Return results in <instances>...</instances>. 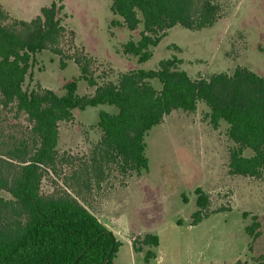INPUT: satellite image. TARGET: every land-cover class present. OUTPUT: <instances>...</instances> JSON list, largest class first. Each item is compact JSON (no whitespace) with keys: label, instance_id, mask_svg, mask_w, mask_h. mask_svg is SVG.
Returning <instances> with one entry per match:
<instances>
[{"label":"trees","instance_id":"obj_1","mask_svg":"<svg viewBox=\"0 0 264 264\" xmlns=\"http://www.w3.org/2000/svg\"><path fill=\"white\" fill-rule=\"evenodd\" d=\"M110 11L129 31L142 26L137 41L129 40L121 53L136 58L138 64L152 57L167 32L175 26L189 31L212 27L222 17L217 0H109ZM64 5L53 0L41 7L29 21L11 18L0 4V264H113L121 243L77 199L66 192L43 196L41 182L46 172H55L59 162L70 160L57 150L59 124L71 122L73 110L99 105L114 106L116 114L98 113L99 140L78 169L66 180L89 187L91 178L100 182L106 170L124 179L148 171L145 137L153 127L174 111L193 113L198 103L208 108L209 123L227 125L232 143L228 173L260 179L264 172V79L246 67L232 74L215 73L206 79H192L180 68L175 56L162 59L153 70L121 72L116 80H105L91 71L96 60L76 47L74 32L62 24ZM48 50L59 58V67L72 61L91 94H76L77 80L63 84L64 94L37 86L24 88L31 78L36 54ZM156 80V90L151 81ZM5 113L4 115L2 113ZM25 117L28 128L1 123L5 116ZM14 133L16 136H14ZM249 150L250 156L244 152ZM72 164V163H71ZM72 189V185H68ZM192 214V225L202 220L209 199L200 188ZM245 217L246 214H243ZM260 224L257 217L245 227L255 240ZM264 239V236H263ZM135 240L134 252H140ZM141 245L156 248L159 239L146 234ZM148 251L145 260L154 258ZM264 264V253L254 260Z\"/></svg>","mask_w":264,"mask_h":264},{"label":"rangeland","instance_id":"obj_2","mask_svg":"<svg viewBox=\"0 0 264 264\" xmlns=\"http://www.w3.org/2000/svg\"><path fill=\"white\" fill-rule=\"evenodd\" d=\"M52 1L0 0L11 18L25 21ZM61 1L62 24L74 32L76 47L96 60L91 67L94 75L105 80L115 81L118 73L130 70H153L160 60L172 56L182 60L180 68L192 79L232 74L238 66L264 79V0H217L222 17L212 27L199 31L173 27L143 64L121 53L127 41L138 40L142 26L129 31L123 24L111 25L121 19L111 13L109 0ZM35 57L24 88L40 86L61 96L63 84L76 79L78 96L92 93L93 89L78 80L79 69L72 61L61 69L59 58L48 50ZM151 84L160 89L158 81ZM100 111L117 113L114 106L107 105L76 109L72 111L75 119L59 124L57 150L70 163L59 162L54 173L46 172L40 185L43 196L66 192L111 230L121 243L113 264H254L264 253V172L260 179L229 175L232 143L226 123L214 128L206 116L208 108L201 102L193 113L174 111L145 137L146 173L124 179L106 170L100 182L91 178L88 188L66 183L100 138L95 126ZM5 116L8 121L1 123L5 133L10 132L8 125H18L21 130L29 127L23 116ZM244 155L251 152L246 150ZM197 188L207 195L209 205L202 220L192 225ZM0 197L10 198L1 190ZM253 216L260 224L255 240L245 232ZM146 234L158 237L156 248L140 244ZM134 240L140 252L133 251ZM148 251L155 257L146 261Z\"/></svg>","mask_w":264,"mask_h":264},{"label":"crops","instance_id":"obj_3","mask_svg":"<svg viewBox=\"0 0 264 264\" xmlns=\"http://www.w3.org/2000/svg\"><path fill=\"white\" fill-rule=\"evenodd\" d=\"M0 4L2 5V6H4L5 4L4 3H2V2H0ZM93 92V91H92ZM89 94H91V93H89ZM73 118L75 119V117L73 116ZM83 124V123H82ZM84 125V124H83ZM100 134V133H99ZM60 136V135H59ZM58 143H59V140H58Z\"/></svg>","mask_w":264,"mask_h":264}]
</instances>
